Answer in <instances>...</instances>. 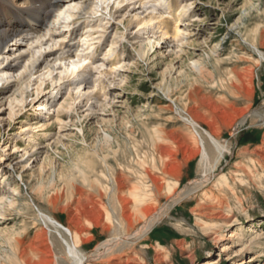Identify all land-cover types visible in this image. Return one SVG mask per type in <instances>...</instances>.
Instances as JSON below:
<instances>
[{"label":"rangeland","instance_id":"obj_1","mask_svg":"<svg viewBox=\"0 0 264 264\" xmlns=\"http://www.w3.org/2000/svg\"><path fill=\"white\" fill-rule=\"evenodd\" d=\"M139 1L94 0L89 13L78 19L84 0H63L41 35L21 43L19 51L14 47L9 60L0 59V94L4 93L0 96V100L4 98L3 105L0 103V191L9 190L11 201L0 206L1 264L13 258L17 241L25 246L33 242L50 246L51 230L43 224L39 211L66 227H71L72 219L84 221L87 234L83 239L96 238L92 244H83L87 254L99 243L126 235L130 226L123 217L126 212L110 197L103 198L88 185L82 186L78 178L81 191L71 204L62 199L57 209V190L66 192L65 185L82 172L91 181L100 177L104 186L113 187V178L124 177L129 187H139L141 163L165 185L178 186L177 200L185 199L170 201L148 238L123 248V252L136 253L139 264H164L162 260L168 258L165 264H243L254 257L256 261L250 264H264V160L254 154L264 138V126L256 116L238 124L239 111L249 106L264 116V61L259 57V52L264 55V0H180L189 11L185 22L179 23L187 27L188 35L178 53L159 44L161 31L156 21L153 26L141 23L147 13L139 9ZM160 3L165 16L175 22L170 2ZM76 20L78 23H71ZM80 27L81 36L77 44L75 41L80 56L74 59L80 62L77 73L83 65L103 58L110 42L114 43L116 56L106 58L110 63L105 62L101 69L110 70L109 74L99 76L96 72L97 78L90 79L91 84L93 79L98 83L96 95L77 105L70 101L61 122L56 121L55 111H36L43 103L48 107L63 104L70 89L75 94L76 85L82 86L83 77L88 78L75 74L71 83H66L63 66L70 62L65 61L54 63L50 71L39 68L31 78L24 106L21 95L9 97L25 67L59 50L70 40V29ZM53 30L57 35L50 41ZM153 33L158 41L153 49L148 47L151 50L143 59L139 52ZM101 34V42L92 41ZM194 61L202 65V77ZM43 81L47 90L43 85L39 93L37 88ZM108 96L116 99L111 106L88 114L92 104L102 103ZM50 117L51 127L31 130V124L45 123ZM186 117L236 151L218 165L214 177H204L206 185L200 188L190 181L203 171L198 155L201 140L207 146L210 143L202 129L193 128ZM64 126L67 132L61 131ZM60 133L66 138L60 139ZM107 138H115L110 153L105 146ZM33 151L36 153L30 156ZM209 151L213 163L214 150L211 147ZM222 174L227 182L221 186L217 183ZM159 194L153 189V200L143 207L155 204L159 209L165 205L169 197ZM211 203L215 208L207 213L204 208ZM101 207L109 211L110 221ZM52 237L57 238L55 232ZM54 252L60 254L57 244Z\"/></svg>","mask_w":264,"mask_h":264},{"label":"bare ground","instance_id":"obj_2","mask_svg":"<svg viewBox=\"0 0 264 264\" xmlns=\"http://www.w3.org/2000/svg\"><path fill=\"white\" fill-rule=\"evenodd\" d=\"M62 1L63 0H0V59L4 58V59L9 60V57L14 54V50H15L14 47L16 48V50H18L21 43L31 41L33 36L41 35V29L45 27L46 23L50 20L53 13L57 11V8L59 7L60 2ZM64 1L73 2L76 0H64ZM93 1L94 0H84L80 8L81 9L80 13L79 15H77L79 16L78 19L81 17H84L86 14L89 13L88 10L92 7ZM144 1L145 0H142V2L139 1L140 2L139 9H145L146 10L145 13H147V16L143 19V21L141 20V23L145 26L146 25L153 26V21H156L158 25L157 28L159 31H161L160 35L158 36V38L160 39L159 41L161 42L160 43L158 42V43L160 45H164V47L170 52H174V53H178L179 51L181 52L182 51L181 48L183 47L184 41L187 40L188 31L185 25L184 27H182V26H179V23L185 22V19L183 18H185L184 16H186L189 11L187 6L185 7L184 5H182L180 0H167L170 2L169 3L170 5L168 4L169 10H170V14L174 15L175 22H176L175 23L169 17L165 16V12H163L164 10L160 3L161 0H158V1L148 0L147 2H144ZM136 4H134V7H133L134 9H136L137 7ZM156 12H158V14H156ZM138 18L139 16L136 15L135 19H138ZM71 23L76 24L78 23V21L76 20ZM81 29L82 27H80L79 29L77 28L70 29L69 31L70 40L68 41V43L66 42L65 44V41H64V43L60 45L59 50H53L49 54H47L45 57H42V59L41 58L37 59L36 61L30 63V66L25 67L24 71H22V73L20 74L21 77L19 78V81L17 82L18 84L15 87V90H13L12 92L10 90V92H8V93H12L9 97L16 98L19 95H21L22 97L21 103H23V106H24L25 100H26L25 96L27 98L29 97L28 96L29 88L32 83L31 78L33 77L35 73L39 71V68H42V70L50 71L54 68V65H53L54 63H58V62L62 63L65 61L70 62L67 66L66 64L65 66H63L65 67L63 73L66 74V77H65L66 83L67 82L71 83V78L74 77L75 74H78V76H80V74H83L84 76L88 75V78L83 77L81 81L82 86H79L80 84L76 85L75 94L73 93L74 89H70V91L68 92V94L66 95L64 99L63 104L48 107L47 103H43L39 105L36 111H45V110H48L49 112L51 110L55 111L56 121L61 122L62 121L61 116L64 115V113L66 112V108L72 102H74L75 105H77V102L84 100V99H88L93 95H96L97 91L99 90L98 85H97L98 83H96L97 81L94 83L95 80L93 79L94 84L93 83L91 84L90 79L92 77L93 78L96 77V76L94 77V74L96 72L99 76L109 74L108 71L110 70L105 71L106 70L105 69L101 71V69H103L102 67L105 66V62L110 60L109 58H111V56L112 57L116 56V53L113 48L114 43L110 42L108 46V50L103 58H99V60L92 61L90 65H87V66L83 65L81 73H77V72H80L79 71L80 62H78L77 60L76 62L74 61V59H78V58L80 59V56H78L77 54L76 44H77V39H79V37L81 36V34L79 33ZM53 32L54 30L49 34L50 41L52 40L53 37L57 35V33H53ZM103 32L106 33V30ZM103 34H101V36H99L98 38H92V41L97 40L96 43L101 42ZM156 40L158 41L157 34L153 33V36L151 37V39L148 38V41H147L148 44L146 45L142 44L143 46L141 48V51L139 52L141 58L144 59L145 56L149 54L148 50L153 49V46ZM75 41H76V44H75ZM9 42H13L11 44L12 47H10ZM148 47H150L151 49H149ZM53 49H55V47H53ZM259 57L261 60L264 61V55L261 52H259ZM106 58H108L109 60H107ZM95 63L100 64L99 67ZM108 63H110V61ZM193 64H194L195 70L202 77L203 75L202 65L198 63L197 61H194ZM2 65L3 64H1L0 66ZM111 70H114V69H111ZM116 72L118 73V71ZM53 73L54 72H51V75H53ZM43 85L45 86L44 90H47L46 82L43 81L40 87L37 88V92L39 93L41 92ZM83 86H84V89L82 90L81 87ZM96 88H98V90ZM1 95H4V93L0 94V96ZM115 100H116L115 97L108 96L106 97L105 101L103 100L104 102L102 103L97 102L96 104H92L91 109L87 110L89 111L88 114L96 113V111H101V110L103 111L104 108L111 106ZM3 101H4V98L0 100V103L2 105H3ZM70 101L71 103L69 104ZM239 112L241 115V119L238 124L247 123L251 117L256 116L260 120L259 121L260 126H264V116L260 114L259 110L257 109L253 110V106L246 107L245 109ZM34 120H37V119H34ZM185 120L190 125H192V127L195 128L196 130L202 129L203 134L208 138L209 143H210V146H207L205 142L201 140L202 149L199 150L198 155L201 161V166H202L203 171L202 173L199 174V176L193 178L190 181V184H192V186L197 185L196 188H200L206 185V181L204 180V177L213 176L218 171L217 170L218 165L223 163V161H226L227 159H229V157L233 154V152L235 153L234 155H236V151L233 147H230L228 144H223L220 141V139L217 137V135H215V133H210L207 130L201 128V126L193 118L186 117ZM51 121H52V118L50 117L48 120H46L45 123L40 121L35 124H31V130L37 131L39 129L43 130V129L49 128L52 125ZM255 130L251 129L249 132L254 133ZM61 131L67 132V126L62 127ZM237 134H238V131L236 130L233 135L237 136ZM65 138H66V134L60 133V139H65ZM113 140L115 141V138H113ZM113 140L110 138H107L105 142L106 143L105 146L107 149H109V153L113 151V144H114ZM211 147H212V150H214V154H215L214 157L212 156L214 160L213 163H210L211 154H210L209 149ZM35 151L37 153H40L41 149H37ZM36 152L33 151L30 156H33ZM28 154H29V151L25 152V154L21 157L22 159H24L22 161H25V157ZM254 154L264 160V138L261 141L258 149L254 152ZM109 157L110 156L108 154L106 158L104 159V163L106 165L108 164L107 160ZM140 166L142 168L141 169L142 172L139 174V178L141 180L139 187L138 185L133 186L132 188L129 187L126 184V178L123 181L124 177L122 179L116 178V177L113 178L112 179L113 184H114L113 187L104 186L100 182V179H99L100 177L99 178L94 177V179L91 181V177H89L87 173L82 172L80 173L79 177H72L70 179V183L65 185L66 192L65 191L62 192V190L60 191L57 190V209L61 207L60 204H61L62 199H65L66 203L71 204L72 198L75 196V194L81 191L82 188L80 189L79 185L77 184L78 178L81 181L80 182L81 185L82 184L88 185L90 188L95 190L98 193V195L100 194L103 198L110 197L111 199L110 201H112L114 205L117 204L118 206H120L123 212H126V216L123 215V217L130 222L129 231L126 233V235L115 236L111 238L110 240H107L106 242L99 243L95 246V248L91 251L90 254H87L85 253L83 249V244H92L96 241V238L91 237V238L83 239L84 237L82 235H84L85 233L87 234L85 230V225L83 223L84 221L71 218L72 219L70 220L71 227L69 226L66 227L65 225H63V223L56 220L52 216L39 211V216L43 224L46 226V228L49 229V231L51 230L52 232H55L57 235V238L52 237V232L50 231L49 233V235L51 234L50 241H49L50 246L47 248L42 247L41 244H36V242L31 243L29 246H25L23 245V243L17 241V246H16L17 248L15 250V254L13 258L7 259L8 261L6 264H62L63 261L66 262L67 264H95V263L97 264H139L137 262L138 261L137 257H135L136 253L132 251L123 252V248L125 247L130 248L132 245H135V244L138 245L140 242L146 240V238H148V236L150 235V232L152 231L153 227L159 220V217L161 213L163 212L161 210H164L168 206V203L172 200L175 202H180V201H184L185 199V198H180L179 200H177V198L179 197L178 195L179 192L176 188L178 186H175L173 188L172 186L165 185L162 182V179L160 180V179L154 178L151 171L146 169V163L145 164L141 163ZM154 166L155 168L157 167L155 162H154ZM101 176L105 178L107 182H109V178L107 176H104V175H101ZM3 180H5V178ZM224 180L225 182H227L226 177L223 176L222 174V177H220L217 184L218 185H221V183L223 184ZM148 181L149 182L152 181L151 182L152 185H149ZM155 188L158 190V192H160L159 195L168 196L169 197L168 201H166L165 205H161L162 207H160L159 209L156 208L155 204L147 205L143 207L145 202L147 203L149 202V200L150 201L153 200L152 198L153 189ZM9 195H10L9 190L5 188L0 191V206L2 205V207H5L6 202L11 203L9 199ZM211 202L213 203V201ZM49 203H51V201H49ZM212 203H211V206H207L206 208H204V209H208L207 213L213 212V209L215 208V206L212 205ZM102 207L101 209L104 212V216L106 217L107 220L110 221L111 218H110L109 211L106 208H102ZM64 210L65 208H62V211ZM227 220L228 218L225 217V221ZM118 225H122V223H119ZM42 236L44 235L42 234ZM54 239H56L57 242ZM9 243H11V240H9ZM56 244H57V250L60 251V254L54 252ZM256 259L257 258L254 257L253 259H249L248 262L243 261V264L253 263L256 261ZM168 261H169V258L162 260V263L165 264ZM0 264H1V260H0Z\"/></svg>","mask_w":264,"mask_h":264}]
</instances>
